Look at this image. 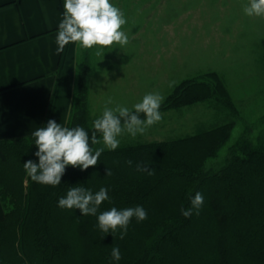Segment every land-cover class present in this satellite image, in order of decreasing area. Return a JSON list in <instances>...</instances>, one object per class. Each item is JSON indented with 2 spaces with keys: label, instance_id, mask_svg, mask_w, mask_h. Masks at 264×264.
<instances>
[{
  "label": "trees",
  "instance_id": "16d2710c",
  "mask_svg": "<svg viewBox=\"0 0 264 264\" xmlns=\"http://www.w3.org/2000/svg\"><path fill=\"white\" fill-rule=\"evenodd\" d=\"M260 45L264 65V38ZM202 101L237 113L214 71L179 81L160 110ZM87 108L88 71L82 62L66 126H81L91 136ZM232 126L230 120L170 140L120 143L87 170L68 166L57 187L32 181L24 169L28 160L39 163L32 134L0 140V264H264V131L252 137L248 128L222 164L207 166ZM137 164L154 173L137 171ZM73 186L109 190L110 201L98 214L142 206L147 219L133 218L123 239L120 231L104 234L96 216L58 206ZM197 192L203 206L185 218L181 208H190ZM113 247L120 250L119 261L112 259Z\"/></svg>",
  "mask_w": 264,
  "mask_h": 264
},
{
  "label": "rangeland",
  "instance_id": "374dc122",
  "mask_svg": "<svg viewBox=\"0 0 264 264\" xmlns=\"http://www.w3.org/2000/svg\"><path fill=\"white\" fill-rule=\"evenodd\" d=\"M111 3L125 13L127 23L122 30L130 42L124 47L114 44L104 49V56L96 55L93 49L76 50V70L82 62L87 64L90 124L102 114L109 98L113 101L109 107L121 105L131 109L147 93L158 91L166 97L173 88L169 87L172 81L177 84L214 71L236 107L235 116L214 101L160 110L163 119L147 130L146 141L191 135L233 120L228 140L207 161L208 167L216 168L242 132L250 128L254 137L264 131V65L260 45L264 18L244 13L248 0Z\"/></svg>",
  "mask_w": 264,
  "mask_h": 264
},
{
  "label": "clouds",
  "instance_id": "9594fccd",
  "mask_svg": "<svg viewBox=\"0 0 264 264\" xmlns=\"http://www.w3.org/2000/svg\"><path fill=\"white\" fill-rule=\"evenodd\" d=\"M63 7L56 35L57 54L69 43H75L77 48L93 49L96 55L104 56V49L114 44L124 47L130 42L122 30L127 23L125 13L111 0H64ZM243 10L249 17L264 18V0H248ZM175 84L172 81L169 87ZM164 99L160 92H150L129 109L121 105L109 107L113 103L109 98L102 114L92 122L91 136L81 126L69 128L50 119L46 126L32 132L39 163L32 160L25 162L23 166L27 175L36 183L57 187L68 166L84 171L97 165L105 149L118 148L122 135L128 134L133 138L144 135L150 127L162 121L160 108ZM141 114L144 118H141ZM97 133L100 134L99 138ZM95 145L102 146L93 147ZM126 163L131 165L132 161ZM136 167L137 171H146L149 175L154 173V169L147 164H137ZM111 174L107 168L106 176ZM108 191L106 187H101L95 193L83 186L69 187L66 196L59 199L58 206L62 209H79L82 216H96L102 233L120 231V239H123L132 219L135 218L137 222L147 219V211L142 206L124 209L112 207L98 214L100 205L110 201ZM203 203V195L197 192L191 199V207L181 208V214L189 218L195 211L198 215ZM111 256L116 261L121 259L118 247H113Z\"/></svg>",
  "mask_w": 264,
  "mask_h": 264
},
{
  "label": "crops",
  "instance_id": "0c3cea01",
  "mask_svg": "<svg viewBox=\"0 0 264 264\" xmlns=\"http://www.w3.org/2000/svg\"><path fill=\"white\" fill-rule=\"evenodd\" d=\"M63 5L64 0H0V140L28 136L50 119L67 124L77 46L69 43L57 54ZM137 141L145 136L120 137V143Z\"/></svg>",
  "mask_w": 264,
  "mask_h": 264
}]
</instances>
